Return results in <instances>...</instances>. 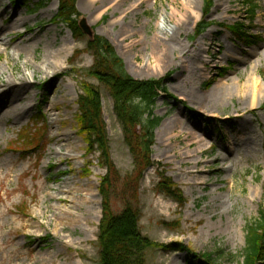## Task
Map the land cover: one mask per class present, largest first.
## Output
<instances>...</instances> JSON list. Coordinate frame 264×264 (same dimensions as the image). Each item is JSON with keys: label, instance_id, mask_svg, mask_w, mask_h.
<instances>
[{"label": "rangeland", "instance_id": "obj_1", "mask_svg": "<svg viewBox=\"0 0 264 264\" xmlns=\"http://www.w3.org/2000/svg\"><path fill=\"white\" fill-rule=\"evenodd\" d=\"M82 1L74 3L80 33L75 38L56 21L59 0L40 8L39 0H29L28 10L34 13L0 0L1 42L7 41L10 26L1 20L21 19L34 44L29 65L40 64L32 53L41 58L64 48L62 63L69 71L58 81L59 89H66L63 98L44 87L32 88L27 115L0 125V264H98V188L105 170L98 165V153L87 149L75 119L85 85L100 94L110 157L120 179L132 172L112 99L89 74L94 59L87 45L92 41L78 28L81 18L94 36L113 47L130 76L162 80L166 89L155 104L154 113L163 120L154 131L153 164L138 190L141 233L159 245L147 251V264H199L188 250L212 254V264H241L246 225L258 218L264 199V0H254L259 7L252 21L242 0H213L205 17L204 0H129L133 10L125 20L126 43L116 37L124 8L97 5L89 13L79 7ZM174 9L178 15L170 16ZM160 14L174 36L162 40L158 52L153 39ZM201 22L211 25L196 36ZM234 25L243 28L246 41L235 36ZM25 28L18 30L24 33ZM17 41L0 49V82L10 74L19 78L24 70L25 53L17 59L13 51ZM161 51L165 59L159 70L155 56ZM6 61L16 68L6 69ZM148 62L153 67H146ZM251 79L257 86L252 94L247 88ZM50 104H57L58 111L46 110ZM24 131L26 138L20 140ZM62 133L68 137L59 145L64 149L48 156L49 150H58L54 140ZM178 153L188 156L185 164L175 159ZM65 154L73 161L59 163ZM160 174L181 191L182 205L157 193ZM59 189L69 190L65 204L54 200ZM113 207L117 212L121 204Z\"/></svg>", "mask_w": 264, "mask_h": 264}, {"label": "trees", "instance_id": "obj_2", "mask_svg": "<svg viewBox=\"0 0 264 264\" xmlns=\"http://www.w3.org/2000/svg\"><path fill=\"white\" fill-rule=\"evenodd\" d=\"M14 5L25 7V0H9ZM23 1L25 2L24 4ZM38 7L46 6L51 0H39ZM250 15V21L258 10L254 0H242ZM75 0H59L56 21L70 29L75 38L80 37L74 9ZM206 12L209 13L213 0H204ZM210 23L198 24L196 36L202 34ZM240 40H247V36L240 26L230 27ZM259 39V37H254ZM93 56V65L89 74L109 93L113 102V111L120 126L123 144L132 159V172L120 179L111 157L106 127L102 117L100 94L93 86L85 85L84 95L78 100L76 122L79 135L86 143L87 149L98 153V165L105 170L98 192L102 199V216L98 227L97 247L98 264H147L146 254L159 245L143 236L139 226V185L143 173L152 166V147L154 145V131L163 118L155 113V104L159 93H166L162 80H136L125 70L122 60L117 56L113 47L103 38L95 36L88 45ZM264 110V105L260 107ZM39 124V122H38ZM26 132L19 139L26 138ZM157 193L182 205L185 200L181 191L164 174L159 175V182L155 187ZM114 203H120L121 209L115 211ZM172 246V245H171ZM177 247V246H176ZM180 250H188L182 247ZM193 255L200 259L199 264H212V254ZM241 264H264V199L258 218L249 222L245 228V248L240 254Z\"/></svg>", "mask_w": 264, "mask_h": 264}, {"label": "bare ground", "instance_id": "obj_3", "mask_svg": "<svg viewBox=\"0 0 264 264\" xmlns=\"http://www.w3.org/2000/svg\"><path fill=\"white\" fill-rule=\"evenodd\" d=\"M129 0H83L79 7L84 12H91L94 9H96L97 5L102 6H111L114 9L124 8L121 11V15L118 19V24H122V28L117 31L116 37L123 38L129 30L128 27L125 25V20L128 18V16L132 13L133 6H130L128 4ZM184 7L185 5L182 4ZM100 7V8H101ZM96 10L95 12H97ZM178 15L177 10H172L170 16ZM166 16L163 14H160L159 19L157 21L156 27L159 32L155 34L154 43L157 47V51L160 52L158 49L160 44H162V40H169L174 35L172 34L173 30L171 27L164 25ZM1 25L4 26L5 24L9 25V29H7L6 38L7 41L1 42L0 40V49L1 47L5 48L9 45V43H12L13 41L18 40L15 45L13 46L14 55L17 59L21 56L22 53H25V59L22 63L23 72L20 74L19 78L15 79L13 77V74H10L9 78H6L0 82V125H6L9 120H17L21 115H27V113L30 111V98L27 97V94L30 89H42V87L46 88L48 92L49 90H52L53 93L57 92L63 98L64 91L66 90H60L58 87V81L61 77L67 76L69 71L64 69L63 63H62V57L66 54V49L62 48L57 51H49L47 53H44L41 58H38L37 56L32 53V59L34 61L39 60V66L32 67L29 65V60L27 58L28 54H30L31 50H34V47L32 44L31 39V30L30 28H25V22L21 19H16L13 17L11 22H8L7 19L1 20ZM88 23V21H87ZM115 23V24H117ZM24 27L25 32L20 33L19 28ZM161 35V36H160ZM108 40L113 44L114 47H116L115 43L108 38ZM122 43H126V37H124L121 40ZM140 41L133 42L130 44V47H133L135 44L139 43ZM129 44V43H128ZM32 46L31 48H29ZM157 52V53H158ZM165 57H163V52L161 51V54L158 53V55L155 56V68H160L161 63ZM8 60V59H7ZM15 62H11L9 64L8 61H6V69H15L16 67ZM148 68L153 67L152 63L148 62L147 66ZM31 69L30 76H27L26 70ZM74 68H70L72 70ZM126 70L128 73L129 69L126 67ZM13 71V70H12ZM255 76V70L252 73ZM4 75V72L0 71V77ZM39 76V78H37ZM53 86V88H52ZM248 92L251 94L256 91V81L255 79H251V84L248 85ZM255 90V91H254ZM2 108V109H1ZM58 105L57 104H50L49 107L46 109L48 111H58ZM57 119H52L51 123H56ZM68 139L67 135L64 133L58 134L56 140H54L55 145L59 146L61 142ZM193 141H196V144L201 142V140L197 139V137L192 138ZM185 147L191 146L190 144H185ZM64 149V146H59L58 150H49L48 156H51L52 154H56V152L59 154ZM186 155L184 153H178L175 154V159L178 161L179 164H185ZM73 161V158L70 157L69 154H65L62 156V158L59 160V163H69ZM199 165V162L196 163V166ZM66 188V187H65ZM69 195V190L67 189H59L57 191L56 196L54 197L55 201L60 204H65L67 202L66 196Z\"/></svg>", "mask_w": 264, "mask_h": 264}, {"label": "water", "instance_id": "obj_4", "mask_svg": "<svg viewBox=\"0 0 264 264\" xmlns=\"http://www.w3.org/2000/svg\"><path fill=\"white\" fill-rule=\"evenodd\" d=\"M78 28L85 34L88 36L90 41L94 40V34L91 30V28L86 24V21L81 18L78 22Z\"/></svg>", "mask_w": 264, "mask_h": 264}]
</instances>
